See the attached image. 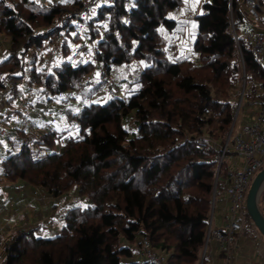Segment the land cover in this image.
Here are the masks:
<instances>
[{"label": "trees", "instance_id": "obj_1", "mask_svg": "<svg viewBox=\"0 0 264 264\" xmlns=\"http://www.w3.org/2000/svg\"><path fill=\"white\" fill-rule=\"evenodd\" d=\"M182 5V0H115L83 21L80 0H0V34L11 43L8 57L0 61V82L6 79L10 99L25 73L32 94L56 96L76 90L96 71L146 64L139 88L128 96L98 95L99 85L79 91L83 102L72 114L77 134L64 137L58 150L56 137L65 130L22 132L20 142L6 150L1 180L22 181L53 196L76 187L90 204L64 212L61 233L54 237L36 236V227L17 231L1 264H151L135 256L142 237L166 252L167 264H197L212 198L214 210L218 190L226 188L227 166L221 165L216 180L213 156L231 129L242 76L241 107H253L264 99V71L244 34L239 36L245 14L238 0L202 3L201 13L194 15L197 60L168 54L172 43L162 31L173 39L176 22L168 14ZM78 21L88 26L87 42L70 35L61 45L65 59L40 67L35 48L72 32ZM81 51L87 59L76 58ZM27 53L32 59L25 68ZM96 93L98 98L86 102ZM131 122L135 130L125 126ZM235 128L236 121L232 135ZM200 136L212 143L198 149ZM244 215L245 236L264 242L246 209ZM206 255L208 248L202 264ZM216 257L223 264L225 253Z\"/></svg>", "mask_w": 264, "mask_h": 264}, {"label": "rangeland", "instance_id": "obj_2", "mask_svg": "<svg viewBox=\"0 0 264 264\" xmlns=\"http://www.w3.org/2000/svg\"><path fill=\"white\" fill-rule=\"evenodd\" d=\"M182 1H183L182 7L179 9L171 10L168 16L171 19L175 20L176 30H178V32L180 33L179 37L184 39V37H187L189 35H191L192 37L194 36L195 26H194V15L193 14L196 11H198V9L200 8V5L207 0H182ZM74 27L75 28L72 32L71 31L69 33L64 32L65 36L63 39L69 40L70 35L74 36L75 34H78L79 39L82 42H87L86 41L88 39L87 38V35H88L87 24L84 22L78 21L75 23ZM248 30H250L249 24H247L246 22H243L242 25L239 26V36L243 37V34L247 32ZM162 34L164 35V37H166L167 40H169V43H170L172 39H171V36H169L170 35L169 32L162 31ZM61 41L63 42V40ZM10 44L11 43H10L9 37L2 34V36L0 37V45L2 46L1 50L3 49L6 51H9L10 46H11ZM73 49L75 50V47ZM189 51H190L189 53L191 54V55L189 54L190 55L189 57L193 60H197L198 59L197 53L193 51L192 49H190ZM81 52L76 55V58L81 57L83 60L87 59L88 57L87 52L86 51H83L82 53ZM52 62L53 61L49 58L45 62L46 66L47 67L52 66ZM145 65L146 64L143 62H133L129 64L128 66H116L115 68L118 71L116 80H118V83H116L113 86L114 94L116 96L123 97V95L126 94V92L129 93L131 91L137 90L140 86V81L138 77L140 75L141 70L144 68ZM98 73L99 71H96L94 73V76H92V78L97 80ZM244 82H245V78L243 75L241 79V83H240V94H239L238 101L241 96L242 87H243ZM243 93H244V90H243ZM104 94L105 92L101 90L98 92V95H104ZM96 95L97 93L93 96H96ZM105 98L106 97H101L98 101L103 102ZM242 100H243V95H242ZM82 102L83 101L81 98V94H79V96H77L76 98H69L65 94H60L52 98H48L46 95L39 94L36 92L35 95L32 96L30 103H28L27 105L21 106L22 110L20 113L17 114L14 132L19 133L23 131L22 133L23 136L24 135L30 136L32 135V133L36 132L35 130L38 128V126H42L43 130H47V131L51 129L55 131L65 130L62 134H60L61 135L60 137H56L54 149L58 150L60 142L64 139V137L71 135V134L72 135L77 134V127L72 118V114L81 106ZM86 102L90 103V102H93V100L88 98ZM16 103L17 105L20 103V96L16 98ZM241 104H242V101H241ZM241 104H240V107H238V102H237L234 108V111L237 113V117L235 118V121H236L235 133L237 132L236 130L239 129L238 127L241 124L243 118H251L253 117V114H254L253 111H249L248 109H246L245 105H242L241 107ZM34 120H35V123L33 125L31 123L34 122ZM45 123L48 125V127H46V125L44 126ZM125 126L129 130L136 129L135 124L132 122L129 124V126L128 125H125ZM19 135L21 134L19 133ZM18 142H20V139L18 140L10 139L7 141L0 140V161H1V158L6 154V150L9 147L11 148L13 145H15ZM0 168H1V164H0ZM2 177L3 175L0 172V178ZM222 184L223 182H220V186H222ZM0 191H5V190L0 189ZM43 192H44V195L48 196L47 200L49 201L45 200V203L41 205V208L48 209L47 211L48 217H45L44 214L35 215L33 212L34 205H28L26 201H24L23 199L19 201V207L24 212L22 213V215L28 217V223L30 224L29 227L37 228L34 232L36 236H42V237L49 238V237H54L60 234L62 227L64 225V221L62 220V214L71 207H74V206L86 207L90 204L89 198L86 195L79 194L76 187H73L69 191L61 195H58V196H53L47 193L45 190H43ZM214 199L215 198L213 197L211 208H210V216L212 213V224L213 225L220 222L221 219L226 222L228 218V214L225 209L224 192L222 189H219L217 192L216 205L213 210ZM37 203H39V200H37ZM52 204L54 206H52ZM51 206L54 207L55 215L54 213L52 215V212L50 210ZM5 207L7 208V210ZM0 209L4 210L5 214L8 216L10 215V217H12V215L14 214L13 206L10 205L9 201L3 197V194L0 195ZM249 224L248 226L254 230V226H252L251 224L249 225ZM212 242L213 241H211L210 244L207 243L206 247L204 245L197 264L200 263L204 248H205V252L207 248L208 250H210V248L212 247ZM155 249L159 253H162L165 256H167L165 251L158 249V248H155ZM136 253L138 252L135 251V256L137 259L142 258ZM204 256H205V253H204ZM206 256H207L206 264H212L213 259H214L215 264H220V261L218 260L216 256H214L212 259L210 255H206Z\"/></svg>", "mask_w": 264, "mask_h": 264}, {"label": "built area", "instance_id": "obj_3", "mask_svg": "<svg viewBox=\"0 0 264 264\" xmlns=\"http://www.w3.org/2000/svg\"><path fill=\"white\" fill-rule=\"evenodd\" d=\"M82 9L80 16L83 21H88L97 11L102 3L112 4L115 0H80ZM245 14V21L249 24L250 30L244 33L246 42L250 46L252 56L256 63L264 71V0H238ZM231 26H234L231 19ZM235 32V30H234ZM173 37L179 36L178 31L172 33ZM235 40L238 39L235 32ZM184 47L192 49L193 37L191 35L184 37ZM118 71L112 67L108 71H100L97 80L92 77H86L78 83L76 91L92 88L99 85L107 95H113V86L116 82ZM4 93L7 90V81L5 78L0 82ZM44 95L52 97L49 92ZM4 100L0 99V133L4 127ZM234 126V125H233ZM231 126L224 143L217 146L213 156L216 161V173L220 172L221 165L226 164L228 155L234 154L241 159L237 168L227 167V177L225 179L226 188L224 191L225 209L228 214L227 221L222 227L212 226V215L209 221L208 232L205 244L215 241L218 250L225 253L226 262L229 264V258L236 246L238 236L244 230L245 224V199L247 190L256 173L264 168V99L257 105L256 113L251 123L241 125L236 133L232 135ZM198 149H204L207 143H212L206 136H200L195 139ZM227 166V165H226ZM218 178V176H217ZM136 254L148 260L151 264H167L166 256L159 253L150 246L145 237L141 238L140 245L136 249Z\"/></svg>", "mask_w": 264, "mask_h": 264}, {"label": "crops", "instance_id": "obj_4", "mask_svg": "<svg viewBox=\"0 0 264 264\" xmlns=\"http://www.w3.org/2000/svg\"><path fill=\"white\" fill-rule=\"evenodd\" d=\"M37 3H47V2H54V1H59V0H33ZM208 1V0H207ZM206 2V1H205ZM202 5V4H201ZM201 5L198 11H196L193 15L200 14L201 13ZM196 25L195 20H194V26ZM178 31V30H174ZM66 32V31H64ZM64 32L62 33L63 37L58 38L55 40L53 43H51L49 40L43 41V44L40 48H35V52L37 55L38 60H41L40 67L43 68H50L46 66V61L50 58L53 62V64H59L62 62L65 58L64 55L62 54V41L65 34ZM2 34H0V37ZM180 36V33H179ZM179 36L173 37L171 40L172 45H169L167 48V52L170 55L180 57V56H190L191 54L189 53L190 49H186L184 47V41L182 38ZM1 46V45H0ZM2 46L0 47V61L6 59L9 55L10 51L6 50H1ZM83 52V51H82ZM81 52V53H82ZM80 53V52H79ZM47 54V55H46ZM88 54V53H87ZM190 54V55H189ZM88 58V57H87ZM32 59V53H27L25 56H23V65L25 68H28L30 66V62ZM28 77V73H25V77L21 81L22 83L20 84L18 91H16L13 95L14 97L11 98V94L9 93L10 86H8L7 83V90L4 93L3 88L0 89V99L4 100V112L6 118L4 119V127L2 129V132L0 133V140H10V139H20L19 133L21 134L23 131L19 133H15L14 128H15V121L17 119V114L21 112V106L22 105H27L30 103L31 98L33 95L32 90H30L27 85H26V79ZM118 83V80H116L115 84ZM9 94V96H8ZM131 93H127L123 95L128 96ZM67 97L73 98V96H79V92L76 90H70L67 93H65ZM20 96V103L17 105L16 103V98ZM54 97V96H52ZM50 97V98H52ZM99 96H92L91 100H95ZM49 98V97H48ZM257 105H254L253 107H246L249 111H253L255 115L256 113V108ZM251 108V109H250ZM79 109V108H78ZM77 109V110H78ZM71 111V110H70ZM22 114V113H21ZM253 117L251 118H243L241 125H244L246 123H251ZM34 122L31 124L34 125ZM32 125V126H33ZM48 127V125L45 123L44 126ZM238 127V128H239ZM52 130V129H51ZM37 133L41 132H47V130H43L42 126H38V128L35 130ZM49 131V130H48ZM238 131V129L236 130ZM35 132V133H36ZM32 133V134H35ZM235 133V131H234ZM22 139V138H21ZM20 139V140H21ZM241 159H239L237 156L234 154L228 155L226 159V165L228 168H237V166L240 164ZM1 172V171H0ZM0 189H3L5 191H0V195L3 194V197L9 201V204L13 206L14 209V214L12 217L10 215H6L4 210L0 209V264L4 258V248L6 243L10 240V238L17 233V231L22 230L24 228H27L30 226L28 223V217L22 215L24 213L21 208L19 207V201L24 200L28 205H34L33 212L35 215H41L44 214L45 217H48V209H42L41 205L45 203V200H47V195H44L43 188L41 187H34L31 185H27L22 181H15V182H9L6 179L1 180L0 178ZM5 194V196H4ZM37 200H39V203H37ZM49 201V200H47ZM51 203V202H49ZM260 205L263 210L264 214V188L260 196ZM40 206V207H39ZM52 206H54L52 204ZM51 206V212L52 215L54 211V207ZM6 208V207H5ZM7 210V208H6ZM7 213V211H6ZM45 220V219H44ZM23 221V222H22ZM223 221L222 219L220 222L216 223L215 225L212 224L213 227L219 228L222 227ZM221 252L218 250L217 245L215 241L212 242V247L209 250V255L211 259L214 256H217V254ZM264 252V242L260 238H256L254 241L251 239H248L244 231L238 236L236 246L234 247L232 251V255L229 258V264H264V256L262 253ZM144 259V258H140ZM226 262V257L223 259V264ZM214 259L212 261V264H214Z\"/></svg>", "mask_w": 264, "mask_h": 264}, {"label": "water", "instance_id": "obj_5", "mask_svg": "<svg viewBox=\"0 0 264 264\" xmlns=\"http://www.w3.org/2000/svg\"><path fill=\"white\" fill-rule=\"evenodd\" d=\"M233 31V35L235 38V32ZM245 82L243 83L242 92L240 99L238 101V107H240L242 101V95L244 90ZM237 107V108H238ZM237 117V113L234 114V119L232 122V126L234 125L235 118ZM232 128V127H231ZM231 130V129H230ZM230 134V131H229ZM218 172L216 173V180H217ZM216 182V181H215ZM264 188V168L261 169L258 173H256L255 177L251 181L249 188L247 190L246 199H245V209L250 217L253 225L257 229V231L262 235L264 238V214L260 208V196ZM212 215V213H211ZM206 247V244H205ZM205 248L201 256V260L199 264H202L204 258Z\"/></svg>", "mask_w": 264, "mask_h": 264}, {"label": "snow or ice", "instance_id": "obj_6", "mask_svg": "<svg viewBox=\"0 0 264 264\" xmlns=\"http://www.w3.org/2000/svg\"><path fill=\"white\" fill-rule=\"evenodd\" d=\"M9 7H11V5H9Z\"/></svg>", "mask_w": 264, "mask_h": 264}]
</instances>
